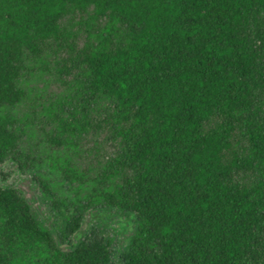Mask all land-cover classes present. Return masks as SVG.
<instances>
[{
    "label": "trees",
    "instance_id": "obj_1",
    "mask_svg": "<svg viewBox=\"0 0 264 264\" xmlns=\"http://www.w3.org/2000/svg\"><path fill=\"white\" fill-rule=\"evenodd\" d=\"M75 11L104 25L64 65L68 96L44 109L60 148L110 131L116 151L92 180L69 159L28 163L13 113L27 63L64 41ZM9 160L34 172L55 232L0 186V264H264V0H0ZM91 209L133 219L122 251L103 226L77 234Z\"/></svg>",
    "mask_w": 264,
    "mask_h": 264
},
{
    "label": "rangeland",
    "instance_id": "obj_2",
    "mask_svg": "<svg viewBox=\"0 0 264 264\" xmlns=\"http://www.w3.org/2000/svg\"><path fill=\"white\" fill-rule=\"evenodd\" d=\"M92 11L93 8L90 9V13ZM62 25L67 33L64 41L51 42L40 58L27 63L21 82L27 96L13 110L21 136L19 150L28 155L27 162L33 165L43 166L47 163L59 165L64 159H69L76 171L84 174L86 180H92L101 173L107 158L116 151L110 131L90 129L88 134L75 137L72 146L60 148L52 141L55 136V117L44 107L50 104L56 107L57 102L68 96L70 91L65 82L72 81L74 75L68 77L64 73L66 69L64 65L73 68L72 60H76L77 55L87 45L97 42L98 32L104 24L75 11L62 20ZM34 176V172L26 168L21 169L13 160L6 161L0 166V186L19 190L41 223L55 232L52 213L43 200V194ZM61 177V172H57L53 178L54 182L60 183ZM53 186H56L55 183ZM72 189L79 198L90 193V189L85 185L78 188V183H74ZM107 218L108 213L91 209L87 212L82 229L77 234L83 235L91 227L103 226L113 243V249L120 252L134 233L133 219L123 215L106 222ZM64 247L70 248L67 244Z\"/></svg>",
    "mask_w": 264,
    "mask_h": 264
},
{
    "label": "water",
    "instance_id": "obj_3",
    "mask_svg": "<svg viewBox=\"0 0 264 264\" xmlns=\"http://www.w3.org/2000/svg\"><path fill=\"white\" fill-rule=\"evenodd\" d=\"M1 165H3V164H0V166H1ZM81 229H82V227H81ZM64 246H65V244L60 245V249L63 250V251H67V250H69V249H65Z\"/></svg>",
    "mask_w": 264,
    "mask_h": 264
}]
</instances>
